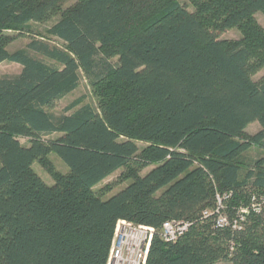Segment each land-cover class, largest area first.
I'll return each instance as SVG.
<instances>
[{
	"label": "trees",
	"instance_id": "16d2710c",
	"mask_svg": "<svg viewBox=\"0 0 264 264\" xmlns=\"http://www.w3.org/2000/svg\"><path fill=\"white\" fill-rule=\"evenodd\" d=\"M258 12L264 0H0V63L22 66L0 76V264H106L119 219L156 227L146 264H264V207L216 226L219 196L233 218L264 195V154H245L264 147ZM16 33L33 37L10 51ZM83 76L97 105L52 111ZM118 169L127 185L106 195ZM169 219L191 222L173 242Z\"/></svg>",
	"mask_w": 264,
	"mask_h": 264
},
{
	"label": "built area",
	"instance_id": "2783aa9c",
	"mask_svg": "<svg viewBox=\"0 0 264 264\" xmlns=\"http://www.w3.org/2000/svg\"><path fill=\"white\" fill-rule=\"evenodd\" d=\"M264 207V195H253L248 205L238 208L236 215L231 218L222 212L223 201L218 197L216 209V226L230 227L233 230H242L248 214L259 213ZM205 211L204 215H208ZM191 226V222L183 219H169L163 222L160 234L167 242L176 241ZM157 229L152 225L136 223L127 219H119L113 234L106 264H146L151 243Z\"/></svg>",
	"mask_w": 264,
	"mask_h": 264
},
{
	"label": "rangeland",
	"instance_id": "374dc122",
	"mask_svg": "<svg viewBox=\"0 0 264 264\" xmlns=\"http://www.w3.org/2000/svg\"><path fill=\"white\" fill-rule=\"evenodd\" d=\"M257 18L259 22L264 26V14L262 12L257 13ZM58 17H54L49 21L46 22H36L34 25L40 29L41 31H45V29L49 26H51ZM17 35V33H16ZM33 36L24 34V35H17L16 39L13 40L10 45H9V50L14 51L19 48H22L26 46V44L32 39ZM241 37V32L238 28L234 27L226 32L221 34V38H229V39H238ZM52 44L55 45H62V41L58 38H52L51 39ZM113 61L117 60V57L112 59ZM22 66L19 63L16 62H11V61H3L0 63V76H5V75H14L18 74L21 71ZM264 76V68L259 69L254 77L257 80H260ZM83 100L82 103H80L78 106H76L73 109L67 110V107H69L71 104L75 103L76 101ZM85 103H90L93 105H97V97L96 94L94 93L93 89L89 85L88 80L83 76L79 86L74 89L71 93L66 95L63 99L57 102L56 106L52 109V111H55L58 114H63V113H72L74 110L79 108L82 104ZM260 128V124L258 122H254L250 124L247 128L249 132H256ZM23 142L26 140L23 138ZM145 143L140 142V145H144ZM246 156L249 158H257L261 155L264 154V147H253L249 149L247 152H245ZM55 164L60 168L61 165H66L63 163V161L58 158L55 154L52 155ZM35 168L36 170L41 174V176L46 180L47 183L53 184L54 179L52 176L39 164L35 163ZM122 169H118L114 173H112L110 176H108L106 179H104L102 182H100L96 187L100 188L102 186L108 185L110 188L107 189L105 192H107L106 195L113 194L117 190L123 188L124 186L127 185L126 182L120 183L117 181V177L120 174ZM219 264H231L229 261L223 260L220 261Z\"/></svg>",
	"mask_w": 264,
	"mask_h": 264
}]
</instances>
